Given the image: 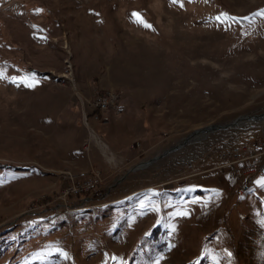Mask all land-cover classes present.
Returning a JSON list of instances; mask_svg holds the SVG:
<instances>
[{
	"label": "rangeland",
	"instance_id": "obj_1",
	"mask_svg": "<svg viewBox=\"0 0 264 264\" xmlns=\"http://www.w3.org/2000/svg\"><path fill=\"white\" fill-rule=\"evenodd\" d=\"M261 11L0 0V264H264V172L224 166L264 118L189 138L264 114ZM112 91L113 108L88 109Z\"/></svg>",
	"mask_w": 264,
	"mask_h": 264
},
{
	"label": "built area",
	"instance_id": "obj_2",
	"mask_svg": "<svg viewBox=\"0 0 264 264\" xmlns=\"http://www.w3.org/2000/svg\"><path fill=\"white\" fill-rule=\"evenodd\" d=\"M118 99V93L116 92H108L105 96L97 98L94 102L88 104V109H93L94 112H98L100 114H104L107 110L113 108ZM84 114V111H83ZM94 120L98 121V114L94 113ZM84 121L87 123L88 117L84 116ZM88 124V123H87ZM88 126V125H87ZM234 158L232 162H226L224 166H232L236 163H240L241 167L239 169L243 170L239 172L237 175L239 177L245 176L247 177L245 181L249 179V176L256 173L257 171H264V138L257 137L247 144L244 150H240L239 148H235L233 150ZM95 178H98V175H94ZM95 181H85L80 186H73L69 188L66 194L73 193L78 194L81 192H88L95 186ZM249 188V183L244 182L240 189L239 193L245 192Z\"/></svg>",
	"mask_w": 264,
	"mask_h": 264
},
{
	"label": "snow or ice",
	"instance_id": "obj_3",
	"mask_svg": "<svg viewBox=\"0 0 264 264\" xmlns=\"http://www.w3.org/2000/svg\"><path fill=\"white\" fill-rule=\"evenodd\" d=\"M256 15H261L264 16V11L258 12L256 13ZM133 17L135 18V21L137 23L142 24V26L146 27V28H150L151 25H149L146 21L143 20L142 16L139 13H133ZM222 17H224L225 19H228L229 17L226 16V14H221V16H217L215 19L221 23H223L224 21L222 20ZM247 19V18H245ZM0 78H4V73L2 70H0ZM31 81V82H29ZM13 83H16V78H13L12 80ZM19 83H23L26 87H35L36 84L38 83V81L35 80L34 76L32 77H26L23 78L22 80L19 81ZM258 184H262L264 185V180L258 181ZM177 215H187V213H183V212H178ZM230 255V253H229Z\"/></svg>",
	"mask_w": 264,
	"mask_h": 264
},
{
	"label": "water",
	"instance_id": "obj_4",
	"mask_svg": "<svg viewBox=\"0 0 264 264\" xmlns=\"http://www.w3.org/2000/svg\"><path fill=\"white\" fill-rule=\"evenodd\" d=\"M263 118H264V114L258 115V116L255 115V116L239 117L236 120H234L233 122H231L229 124H226V125H212V126H208L206 128H203V129L196 130V131H194L193 133L190 134L189 138H191L192 136H195L197 134L207 133V132H210V131H213V130H216V129L228 128V127L236 125L237 123H239L241 121H244V120H258V119H263Z\"/></svg>",
	"mask_w": 264,
	"mask_h": 264
},
{
	"label": "crops",
	"instance_id": "obj_5",
	"mask_svg": "<svg viewBox=\"0 0 264 264\" xmlns=\"http://www.w3.org/2000/svg\"><path fill=\"white\" fill-rule=\"evenodd\" d=\"M260 172H264L263 170H261Z\"/></svg>",
	"mask_w": 264,
	"mask_h": 264
},
{
	"label": "bare ground",
	"instance_id": "obj_6",
	"mask_svg": "<svg viewBox=\"0 0 264 264\" xmlns=\"http://www.w3.org/2000/svg\"><path fill=\"white\" fill-rule=\"evenodd\" d=\"M2 89V88H1ZM4 89V88H3ZM7 89V88H6Z\"/></svg>",
	"mask_w": 264,
	"mask_h": 264
}]
</instances>
